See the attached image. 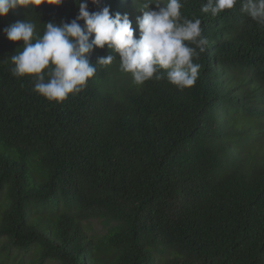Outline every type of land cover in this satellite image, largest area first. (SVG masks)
Returning <instances> with one entry per match:
<instances>
[{"label": "trees", "instance_id": "1", "mask_svg": "<svg viewBox=\"0 0 264 264\" xmlns=\"http://www.w3.org/2000/svg\"><path fill=\"white\" fill-rule=\"evenodd\" d=\"M142 2L88 10L127 13L136 29ZM181 2L207 40L193 87L136 85L117 56L62 103L11 74L22 42L3 30L26 20L43 35L75 18L76 0L0 18V248L38 264H264V25L240 0L215 17L206 0Z\"/></svg>", "mask_w": 264, "mask_h": 264}, {"label": "clouds", "instance_id": "2", "mask_svg": "<svg viewBox=\"0 0 264 264\" xmlns=\"http://www.w3.org/2000/svg\"><path fill=\"white\" fill-rule=\"evenodd\" d=\"M64 0H0V18L17 8L59 5ZM78 14L70 22L44 24L43 35L36 24L17 21L3 32L9 42H22L20 51L9 58L14 77H31L32 91L48 102L62 103L83 90L96 71V65L119 61V70L130 74L132 82L143 85L155 79L166 80L178 90L195 85L201 65L194 62L206 50L201 19L184 18L181 0H143L136 29L127 13L112 14L108 7L97 12L89 4L99 0H76ZM238 0H206L200 11L217 16L232 9ZM241 12L258 25H264V0H240ZM83 22V23H81ZM138 30V36L134 32ZM107 47L111 54L89 62L93 49Z\"/></svg>", "mask_w": 264, "mask_h": 264}, {"label": "rangeland", "instance_id": "3", "mask_svg": "<svg viewBox=\"0 0 264 264\" xmlns=\"http://www.w3.org/2000/svg\"><path fill=\"white\" fill-rule=\"evenodd\" d=\"M89 229V233L98 236L103 232V224L98 220H90L85 223ZM0 264H38V258L35 254L29 253L27 255L11 250L0 248ZM45 264H58L57 262H47Z\"/></svg>", "mask_w": 264, "mask_h": 264}]
</instances>
